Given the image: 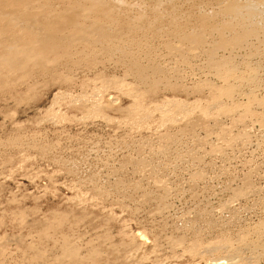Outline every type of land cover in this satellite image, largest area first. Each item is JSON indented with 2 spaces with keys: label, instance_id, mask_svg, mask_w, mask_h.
I'll list each match as a JSON object with an SVG mask.
<instances>
[{
  "label": "rangeland",
  "instance_id": "rangeland-1",
  "mask_svg": "<svg viewBox=\"0 0 264 264\" xmlns=\"http://www.w3.org/2000/svg\"><path fill=\"white\" fill-rule=\"evenodd\" d=\"M106 1H21L108 33L23 69L0 21V264H264V0Z\"/></svg>",
  "mask_w": 264,
  "mask_h": 264
},
{
  "label": "bare ground",
  "instance_id": "bare-ground-1",
  "mask_svg": "<svg viewBox=\"0 0 264 264\" xmlns=\"http://www.w3.org/2000/svg\"><path fill=\"white\" fill-rule=\"evenodd\" d=\"M21 1H24V3H25L26 0H20V2ZM85 1L83 0V2H85ZM105 1L106 0H89V5L91 3V4H93L94 7L96 6L95 9L93 7H91L94 10H96V8H98L101 4L103 5V3ZM115 1L117 2L118 0H115ZM105 3H107V1ZM111 4H112V6H115V5L117 6V4L113 5V2ZM26 5H27V3H26ZM26 5L23 4V2H21V4H20L19 3V0H18L16 5L11 4L10 10H2V9H0V21L2 22V24H3L2 26L3 27H6V26L9 27V25H11V24L12 25H15V26H18L21 29H24L25 31H28V33L32 37V38L29 39V41H27V42L24 41V42H26L24 44H21L19 42L18 43L15 42L14 41L15 39L14 40L13 39H9L6 42L5 45L8 47V52L11 51L12 53L9 54V57H7V58L6 57L3 58V56H2L3 59H1V63L3 65H5L8 68V70H12V69H16V68L23 69L27 65L28 62H32V64H35L37 62H43L44 64H46L47 63V60H46L47 58L46 57H48L47 54L50 51L54 50L55 48L56 49H58V48H65L68 45V43L69 42L70 43L73 42L74 39H76L77 41L79 39L81 42L82 41H85V42H88L89 43V42L92 41V39H91L92 37H90L91 34L94 35L93 40H98L99 39L98 41L100 42V38L102 40V38L105 37L108 34V33L106 34V32H105L107 29L104 30L103 29L104 27L99 26V25H92V23H91L90 24L91 26H89V29L87 27L88 25L86 26L87 28H83L84 25H83V27H80L78 25V21L80 20V17H82V20L81 21H83V17L86 16V14H87V12L89 10V9H87L86 5H84V3H83L82 6H85L86 9H85V7L84 8L82 7L84 9V11L81 12L82 9L80 11H77V12L81 13V14L78 13L79 15L78 14H75L73 10L71 11V9L68 10V8H67L66 11H64L62 13H57V14H55L53 16H50L49 15L47 18L44 17L43 20H41L42 18L38 20L37 17L33 13L32 14L29 13V10L27 9ZM28 5H30V4H28ZM32 5H34V4H32ZM32 5L30 7H32ZM106 5H105V7H106ZM87 6H88V4H87ZM107 9H109V8H107ZM114 9H117V8H114ZM226 9H227V11H231L232 9H234L233 8V4L232 3L228 4L227 7H226ZM103 11H104V7H103ZM113 11H111V12L113 13ZM89 12L90 13L91 12L95 13V11H93V10L92 11L90 10ZM99 12H101V11H99ZM248 12L250 13L251 11H248ZM100 14L103 15V12H101ZM116 14L117 13H115V15ZM31 15H34V17H36V19L32 18L33 16H31ZM77 16L79 17V19H77L78 18ZM107 16H109V15H107ZM86 17H88V16H86ZM109 18H110V16H109ZM113 18H115V16H113ZM91 22H93V21H91ZM139 22H140V20H139ZM97 23H95V24H97ZM98 24H100V23H98ZM135 24H138V23H135ZM65 26L66 27H69L71 29V33H70V29L68 28L69 29V32L68 33H70V34L67 33L66 35H63L62 32L64 30H66L65 29ZM132 26H133V24H132ZM62 27L64 28V30L61 29ZM115 30L117 31L118 29H115ZM59 31H61V32H59ZM108 31H109V29H108ZM122 31H123V29H122ZM119 32H120V28H119L118 33L117 32L116 33L117 34H120ZM60 33H62V35H60ZM109 33H111V32H109ZM75 34L76 35L78 34V35L75 37ZM113 34H114V32H113ZM113 34L111 33V36ZM118 37H119V35H118ZM118 37L116 39H118ZM2 40L3 39L1 38L0 41H2ZM110 41H111V39L109 38L108 39V42H110ZM115 41L117 42V40H115ZM65 49H67V48H65ZM4 67H2V68H4ZM139 70H140V74H141L142 72L145 71V68L144 69H139ZM65 252L69 256L71 255L73 258L77 259V254H76V250L75 249L66 250ZM42 264H45V262H42ZM47 264H49V263H47Z\"/></svg>",
  "mask_w": 264,
  "mask_h": 264
}]
</instances>
